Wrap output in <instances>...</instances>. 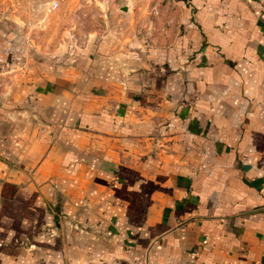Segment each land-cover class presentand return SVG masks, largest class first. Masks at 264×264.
<instances>
[{"label":"crops","instance_id":"1","mask_svg":"<svg viewBox=\"0 0 264 264\" xmlns=\"http://www.w3.org/2000/svg\"><path fill=\"white\" fill-rule=\"evenodd\" d=\"M50 4L0 0V264H264V0H168L72 67Z\"/></svg>","mask_w":264,"mask_h":264},{"label":"rangeland","instance_id":"2","mask_svg":"<svg viewBox=\"0 0 264 264\" xmlns=\"http://www.w3.org/2000/svg\"><path fill=\"white\" fill-rule=\"evenodd\" d=\"M95 1L46 0V3H51L50 7L55 2L58 3V7L48 13L47 16L44 14L42 25L32 27L33 33L42 32L45 36L44 41L39 39V41L33 43L34 50L47 52L45 55L51 65L60 64L72 67L77 64L88 66L89 62H91L93 36L100 37V35L105 33H113L116 37H122V39L124 37L125 43L139 44L141 46L148 44L151 46L157 45L150 43L147 38L142 39L141 36L145 31L154 32L156 30L153 29L154 22L164 19L163 16L167 9H163V5H166L168 0H141L133 8L129 9V13L123 12V8L127 6L126 0H116V3L109 2L111 0H97L98 2H109L108 5H99L98 7L93 6ZM111 4L112 6H110ZM154 6L158 9L157 16L150 15V8ZM42 13L43 10L39 14L41 15ZM5 28L20 34H24L26 29L25 26L20 25L6 26ZM18 45L26 46L23 42H19ZM138 47L128 48L134 50L139 49ZM176 59H178L176 63L178 66L193 60L188 57L186 59L181 57L185 61H180L178 56ZM195 64L197 65L198 63L193 61V65ZM173 65H175L174 62Z\"/></svg>","mask_w":264,"mask_h":264},{"label":"built area","instance_id":"3","mask_svg":"<svg viewBox=\"0 0 264 264\" xmlns=\"http://www.w3.org/2000/svg\"><path fill=\"white\" fill-rule=\"evenodd\" d=\"M139 1H141V0H126L125 3L127 5V7L130 9L131 7H134V5L138 4ZM142 1H144V0H142ZM57 7H58V4L55 3L52 6V9L53 10L57 9ZM150 15H153V16L154 15H156V16L158 15V9H157L156 6L150 8Z\"/></svg>","mask_w":264,"mask_h":264},{"label":"water","instance_id":"4","mask_svg":"<svg viewBox=\"0 0 264 264\" xmlns=\"http://www.w3.org/2000/svg\"><path fill=\"white\" fill-rule=\"evenodd\" d=\"M123 12H124V13L128 12V8H127V7H124V8H123Z\"/></svg>","mask_w":264,"mask_h":264}]
</instances>
